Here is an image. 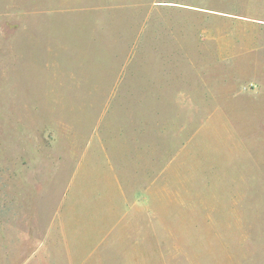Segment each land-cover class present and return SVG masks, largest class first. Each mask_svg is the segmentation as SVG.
Returning <instances> with one entry per match:
<instances>
[{
	"label": "rangeland",
	"instance_id": "obj_1",
	"mask_svg": "<svg viewBox=\"0 0 264 264\" xmlns=\"http://www.w3.org/2000/svg\"><path fill=\"white\" fill-rule=\"evenodd\" d=\"M245 1L0 0V264H264Z\"/></svg>",
	"mask_w": 264,
	"mask_h": 264
},
{
	"label": "crops",
	"instance_id": "obj_2",
	"mask_svg": "<svg viewBox=\"0 0 264 264\" xmlns=\"http://www.w3.org/2000/svg\"><path fill=\"white\" fill-rule=\"evenodd\" d=\"M253 2V0H248L247 2ZM246 1L244 0L243 5ZM252 3H249L251 5ZM242 5V6H243ZM250 12V10H249ZM224 15V14H223ZM230 16V15H227ZM239 17V16H237ZM252 22L255 23L253 28H256L255 32H246V27L249 28L252 27V25H245L243 22ZM264 22V16L260 14L259 17H252V16H246V15H241L240 16V48H237L236 51L240 52V58L243 57H248L250 55L256 56L258 53L264 51V32L263 29L264 27H260L264 24L260 23ZM251 23V24H252ZM220 52H231L232 48L230 46L226 45H220L219 48ZM247 73L250 76L251 84L254 86V100L258 99L259 97L264 96V83L262 81H259V72L258 70L254 71L253 74H250L249 71L243 66H240V74L245 75ZM241 96V95H240ZM257 104H254V107H256ZM104 178V177H103ZM125 182V179L122 178L121 176L118 177V175H115V179H113L114 186L119 189L121 185L117 183L118 181L120 182ZM121 189V188H120Z\"/></svg>",
	"mask_w": 264,
	"mask_h": 264
}]
</instances>
